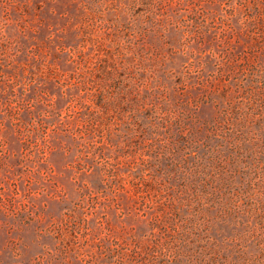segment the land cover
<instances>
[{"label": "rangeland", "instance_id": "374dc122", "mask_svg": "<svg viewBox=\"0 0 264 264\" xmlns=\"http://www.w3.org/2000/svg\"><path fill=\"white\" fill-rule=\"evenodd\" d=\"M0 264H264V0H0Z\"/></svg>", "mask_w": 264, "mask_h": 264}]
</instances>
